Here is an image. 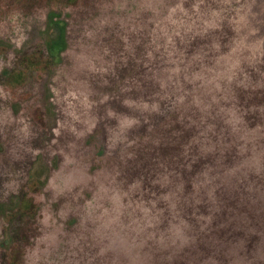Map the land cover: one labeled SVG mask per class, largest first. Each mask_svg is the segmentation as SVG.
Returning <instances> with one entry per match:
<instances>
[{"label": "rangeland", "instance_id": "obj_1", "mask_svg": "<svg viewBox=\"0 0 264 264\" xmlns=\"http://www.w3.org/2000/svg\"><path fill=\"white\" fill-rule=\"evenodd\" d=\"M0 264H264V0H0Z\"/></svg>", "mask_w": 264, "mask_h": 264}, {"label": "trees", "instance_id": "obj_2", "mask_svg": "<svg viewBox=\"0 0 264 264\" xmlns=\"http://www.w3.org/2000/svg\"><path fill=\"white\" fill-rule=\"evenodd\" d=\"M55 15V13L50 12V18L54 20L53 25L56 26V33L53 38L46 42L45 47L53 59H56V57L59 59L62 50L66 46V22L61 18L55 19Z\"/></svg>", "mask_w": 264, "mask_h": 264}, {"label": "clouds", "instance_id": "obj_3", "mask_svg": "<svg viewBox=\"0 0 264 264\" xmlns=\"http://www.w3.org/2000/svg\"><path fill=\"white\" fill-rule=\"evenodd\" d=\"M225 2L230 4L231 3V0H225ZM237 2H239V0H237ZM199 10H200L199 9V5H197L194 8V11L197 12V13H199ZM242 10L243 9L237 10V15H239L240 11H242ZM249 11H251V9H249ZM177 12H181L185 16H187L188 13L185 11V9L183 8L182 4L181 5H178L176 8L171 9V12H170V15H169L168 19L171 20V22L173 24H175L179 28V27H182L183 26V21H179L178 22V21L172 20V16L174 14H176ZM213 15L216 16V17H219L220 13H213ZM245 20H246V17L245 16H240L239 17V21H236V22L237 23H244ZM165 35L167 36V32H165ZM175 35H179V33L177 32V33H175ZM168 44H172V38L171 37H168ZM175 72L178 73L179 72V69H176ZM197 78H199V77H197ZM217 87H219V85H217ZM177 236L180 237L181 239H183L181 233L177 232ZM113 243H115V241ZM121 244L122 245H125L126 250H127V252L129 254H131V252L134 250L135 245H126V242L123 241V240H121ZM107 251H108V249L101 248L100 249V252H99V255L103 256Z\"/></svg>", "mask_w": 264, "mask_h": 264}]
</instances>
